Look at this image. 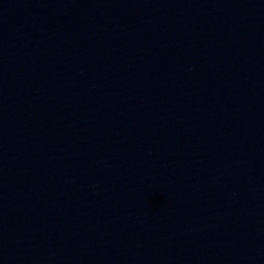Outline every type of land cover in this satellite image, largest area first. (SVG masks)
<instances>
[{
    "label": "water",
    "instance_id": "95a60500",
    "mask_svg": "<svg viewBox=\"0 0 264 264\" xmlns=\"http://www.w3.org/2000/svg\"><path fill=\"white\" fill-rule=\"evenodd\" d=\"M0 264H264V0H0Z\"/></svg>",
    "mask_w": 264,
    "mask_h": 264
}]
</instances>
